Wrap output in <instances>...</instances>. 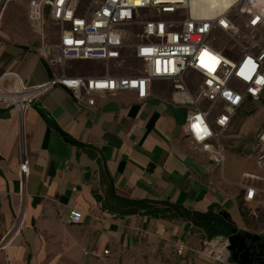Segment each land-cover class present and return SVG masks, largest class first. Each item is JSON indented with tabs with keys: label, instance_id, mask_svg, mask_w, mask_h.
Wrapping results in <instances>:
<instances>
[{
	"label": "crops",
	"instance_id": "1",
	"mask_svg": "<svg viewBox=\"0 0 264 264\" xmlns=\"http://www.w3.org/2000/svg\"><path fill=\"white\" fill-rule=\"evenodd\" d=\"M28 3L16 0L27 10L26 30L41 35L39 26L50 23L49 17L32 24ZM3 4L0 0V77L13 73L29 87L47 83L52 70L42 46L20 37L15 4L1 19ZM113 61H102V70L91 65L87 74L70 63L69 72L103 75ZM6 85L16 88L12 81ZM94 98V106L77 102L59 86L42 93L23 115L0 106V264H220L199 253L206 238L218 235L182 218L124 216L121 200L226 212L242 231L245 208L264 210L262 172L226 150L221 169L192 143L185 129L193 106L169 81H155L145 101L129 91ZM22 150L30 163L26 179L19 174ZM245 186L258 191L251 202L244 200ZM71 208L83 212L78 225L66 223Z\"/></svg>",
	"mask_w": 264,
	"mask_h": 264
},
{
	"label": "built area",
	"instance_id": "2",
	"mask_svg": "<svg viewBox=\"0 0 264 264\" xmlns=\"http://www.w3.org/2000/svg\"><path fill=\"white\" fill-rule=\"evenodd\" d=\"M190 7L191 0H30L29 21L39 24L48 15L57 31L53 42L42 46L52 78L29 87L13 73L2 75L0 106L23 115L42 93L59 86L70 91L77 102L86 100L89 106L95 105V95L128 91L145 101L153 83L166 80L174 93L186 95L193 106L186 121L187 138L223 169L225 131L238 110L264 95V49L256 48L258 41H264V0H239L226 13L209 20L193 19ZM235 15L242 19L246 31L258 38L237 58H230L214 46V34L222 31L230 37L239 35ZM132 27L142 29L140 42L129 45L142 64L140 70L123 76L109 71L96 76L69 72L73 62L120 60L126 48L125 30ZM193 75L196 82L191 83ZM8 81L16 86L14 90L7 87ZM203 103L207 108H202ZM19 174L21 179L30 175L29 159L23 150ZM245 193V202H251L258 191L246 187ZM82 220L83 212L71 208L66 223L78 225ZM176 252L182 255L183 246L178 245ZM199 253L220 264L232 260L229 243L217 237L206 238Z\"/></svg>",
	"mask_w": 264,
	"mask_h": 264
},
{
	"label": "rangeland",
	"instance_id": "3",
	"mask_svg": "<svg viewBox=\"0 0 264 264\" xmlns=\"http://www.w3.org/2000/svg\"><path fill=\"white\" fill-rule=\"evenodd\" d=\"M27 3L29 0H25ZM239 0H191L190 14L193 19H213L229 10ZM15 4L14 13L16 23L22 27L23 33L21 38L26 40L33 46H43L44 44L52 43L55 36V28L52 23H44L41 35L36 34L33 30H26L29 28L27 22L26 12L20 4H16V0H9L5 3L1 10V19L6 13L10 4ZM0 20V24H1ZM237 29L240 30L239 35L230 37L222 31H217L214 34V46L222 51L230 58H237L243 50L255 43L254 38L257 36L250 35L243 26L242 19L235 15L233 16ZM28 26V27H27ZM27 27V28H26ZM142 29L139 27H132L125 30L124 44L126 48L122 52L120 60L113 61L108 67L111 74L114 75H129L135 70L142 68V64L133 56V51L129 49V45L140 42ZM257 50L264 49V41L256 43ZM73 70L82 73H89L93 68L91 65L102 70L105 64L102 61L98 62H73L71 63ZM192 82H196V77L192 76ZM196 93V91H195ZM202 108H207L205 103ZM264 95L259 101L246 103L242 109L238 110L234 115L232 123L225 131L222 137V145L225 150L235 153L242 159L248 160L255 168L262 172L264 176ZM260 164V165H259ZM245 219L244 228L242 231L251 234L260 235L264 238V210H248L245 208L243 212Z\"/></svg>",
	"mask_w": 264,
	"mask_h": 264
},
{
	"label": "water",
	"instance_id": "4",
	"mask_svg": "<svg viewBox=\"0 0 264 264\" xmlns=\"http://www.w3.org/2000/svg\"><path fill=\"white\" fill-rule=\"evenodd\" d=\"M205 220L212 226L211 235L217 231L219 233L217 238L224 241L226 240L229 243V251L231 252V258L234 262L238 264H252V255L250 254L251 247L248 245V241L252 244L260 242L262 241L260 235L240 231L234 226L232 217L226 212L218 214L209 212L205 216Z\"/></svg>",
	"mask_w": 264,
	"mask_h": 264
},
{
	"label": "trees",
	"instance_id": "5",
	"mask_svg": "<svg viewBox=\"0 0 264 264\" xmlns=\"http://www.w3.org/2000/svg\"><path fill=\"white\" fill-rule=\"evenodd\" d=\"M249 102H254V101L251 100ZM40 113L49 123V125L55 126L53 120L44 111L40 110ZM62 134L66 140H68L69 142H73V140L68 135H66L63 132ZM121 202L124 207V210L122 211V214L124 216L136 215L141 212H145L151 214H160L161 216L170 217V218H182L195 222L194 223L195 225H197L203 230L208 231L211 234L212 226L208 224L207 220H205V216L207 214L190 212L183 209L180 206L172 205L168 202L159 203V204L147 200H121ZM213 235L214 236L219 235V233L215 231L214 233H212V236Z\"/></svg>",
	"mask_w": 264,
	"mask_h": 264
},
{
	"label": "flooded vegetation",
	"instance_id": "6",
	"mask_svg": "<svg viewBox=\"0 0 264 264\" xmlns=\"http://www.w3.org/2000/svg\"><path fill=\"white\" fill-rule=\"evenodd\" d=\"M264 238L262 237V241L257 243H251L248 241V245L251 247L250 254L252 264H264V244H263Z\"/></svg>",
	"mask_w": 264,
	"mask_h": 264
},
{
	"label": "bare ground",
	"instance_id": "7",
	"mask_svg": "<svg viewBox=\"0 0 264 264\" xmlns=\"http://www.w3.org/2000/svg\"><path fill=\"white\" fill-rule=\"evenodd\" d=\"M232 7H233V6H232ZM232 7H231V8H232ZM231 8H230V9H231ZM227 11H228V10H227ZM227 11H226V12H227ZM226 12H224V13H226ZM224 13H222V14H224ZM222 14H221V15H222ZM213 19H215V18H213ZM202 20H209V19H202ZM263 141H264V138H263Z\"/></svg>",
	"mask_w": 264,
	"mask_h": 264
},
{
	"label": "snow or ice",
	"instance_id": "8",
	"mask_svg": "<svg viewBox=\"0 0 264 264\" xmlns=\"http://www.w3.org/2000/svg\"><path fill=\"white\" fill-rule=\"evenodd\" d=\"M211 70V69H210Z\"/></svg>",
	"mask_w": 264,
	"mask_h": 264
}]
</instances>
